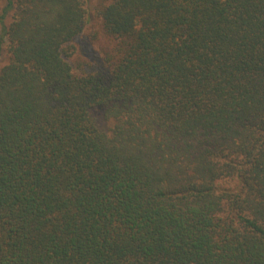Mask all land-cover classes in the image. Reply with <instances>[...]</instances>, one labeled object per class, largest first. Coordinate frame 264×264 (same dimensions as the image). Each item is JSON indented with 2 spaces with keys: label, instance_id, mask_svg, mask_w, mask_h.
<instances>
[{
  "label": "trees",
  "instance_id": "trees-1",
  "mask_svg": "<svg viewBox=\"0 0 264 264\" xmlns=\"http://www.w3.org/2000/svg\"><path fill=\"white\" fill-rule=\"evenodd\" d=\"M94 15L0 0V264H264V0Z\"/></svg>",
  "mask_w": 264,
  "mask_h": 264
},
{
  "label": "rangeland",
  "instance_id": "rangeland-1",
  "mask_svg": "<svg viewBox=\"0 0 264 264\" xmlns=\"http://www.w3.org/2000/svg\"><path fill=\"white\" fill-rule=\"evenodd\" d=\"M80 1L83 3V7L85 8L86 13L89 16V18L85 25V28H84V31L81 37L77 39V44L80 46V49H78L80 51L78 52L86 56V58H88V57L94 56L93 52L97 51L96 47L98 49V46L96 44V39L99 38L101 35L100 33H98L100 31L99 21L94 15V10H95V7L103 0H80ZM87 36L89 37L90 41L86 38ZM97 41H98V44L99 42L101 43L103 42L101 38H99ZM3 48L4 50L0 57V68L8 61V56L5 50L6 46L4 45ZM92 115L95 117L97 126L101 130H107L109 126L111 127L110 121L105 119V117L103 116L102 110L98 108L94 109L92 110Z\"/></svg>",
  "mask_w": 264,
  "mask_h": 264
}]
</instances>
